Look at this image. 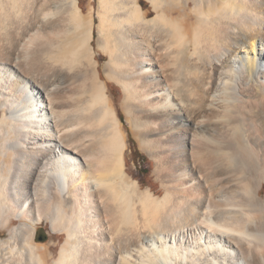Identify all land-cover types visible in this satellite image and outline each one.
Listing matches in <instances>:
<instances>
[{"label":"bare ground","instance_id":"1","mask_svg":"<svg viewBox=\"0 0 264 264\" xmlns=\"http://www.w3.org/2000/svg\"><path fill=\"white\" fill-rule=\"evenodd\" d=\"M149 1L99 0L102 76L92 7L0 0V264H48L44 220L57 264H264V0Z\"/></svg>","mask_w":264,"mask_h":264},{"label":"rangeland","instance_id":"2","mask_svg":"<svg viewBox=\"0 0 264 264\" xmlns=\"http://www.w3.org/2000/svg\"><path fill=\"white\" fill-rule=\"evenodd\" d=\"M145 10L149 11L148 17H153L155 12L153 10V6L149 0H141ZM191 2L192 0H186ZM82 8L85 13H87L91 7L95 10V42L94 46L97 51L98 61L100 63V71L103 76V66L108 63L109 56L107 52L103 51L102 49H98V38H99V30H98V23L99 18L97 16V11L99 9V0H81ZM193 6V4H191ZM97 47V48H96ZM109 83H114V87L116 88V92L114 93L115 100L114 106L118 111H120L124 116V121L126 123V132H127V140H128V147L126 149V158H127V170L128 173L131 174L136 179L140 180L144 187H152L153 191L157 192L158 195L163 193L161 188L160 181L156 178L155 173V160L151 156L148 151L144 150L139 143V139L137 136L133 134V127L132 122L130 119L127 118V113L122 109V100L124 97V92L122 86L117 83L116 81H109ZM109 87V86H108ZM109 95H112L109 92ZM111 97V96H110ZM114 99V98H113ZM119 112V113H120ZM264 186V182H263ZM264 194V189L262 191V195ZM14 222L17 223L18 220L14 219ZM6 229H0V240L8 241L10 236ZM67 239V234L65 231H53L51 227V223L49 220H44L43 223H40L36 226L35 237L33 239L34 243L39 245H43L44 247H50L48 251V264H57V259L60 257L61 248L65 244Z\"/></svg>","mask_w":264,"mask_h":264},{"label":"trees","instance_id":"3","mask_svg":"<svg viewBox=\"0 0 264 264\" xmlns=\"http://www.w3.org/2000/svg\"><path fill=\"white\" fill-rule=\"evenodd\" d=\"M109 90H110V92L112 93V96H113V98H114V100H115V96H114V93L117 91L116 90V88L114 87V83H109ZM118 112H120V111H118ZM120 114V118H121V120L123 121V123H124V127H126V123H125V121H124V116H122L123 114L120 112L119 113ZM126 129V128H125ZM126 161H127V158H126ZM143 185V184H142Z\"/></svg>","mask_w":264,"mask_h":264}]
</instances>
